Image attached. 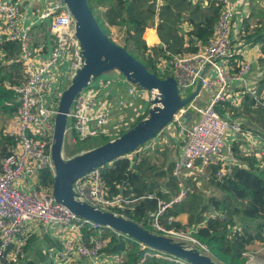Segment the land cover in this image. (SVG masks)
<instances>
[{
  "label": "built area",
  "instance_id": "built-area-1",
  "mask_svg": "<svg viewBox=\"0 0 264 264\" xmlns=\"http://www.w3.org/2000/svg\"><path fill=\"white\" fill-rule=\"evenodd\" d=\"M27 1L0 0V44L6 41H17L19 44L16 57L9 58L7 51H0V66L21 63L24 70L21 83H7L16 93L19 110L3 130L16 142L0 160V264H24L25 259L36 258V250L46 255L47 264H120L123 260L121 254L110 255L105 251L109 239L103 233L105 229H111L117 237L128 235L78 216L56 199L54 184L50 187L41 184L44 170H50L55 176L52 148L61 99L68 79H72L84 66L85 57L77 36L76 19L65 0ZM151 2L157 8L165 4L164 0ZM193 2H199L203 7L211 2L221 6L213 35L205 44L197 42L196 52H167L157 59L156 66L161 75L170 73L175 78L182 99L188 97V91L195 90V93L200 88L188 104L199 113L198 117L188 126L181 119V112L186 111L181 108L154 138L123 156L134 160L139 153L153 152L157 147L172 145L177 140L183 143L172 161L178 191L170 200L159 202L158 210L151 213V225L155 233L175 241L200 244L192 236L193 230L168 229L160 218L168 208L187 198L189 182L196 180L207 167L220 165L217 177L221 181L231 175L235 165L249 168L237 157L233 150L235 145L241 154L255 158L256 166H264V135L254 133L252 128L245 126L244 120L232 118L228 111L224 115L221 113L228 108V104L239 106L246 95L264 106V92L259 90L258 80L261 76L256 74L250 78L253 62L238 57L234 46L242 29V19L237 18L236 0ZM250 2L244 0L241 4L250 7ZM44 23L47 24L49 41L45 39L44 43L35 47L32 31ZM149 28L157 32L155 26L146 30ZM143 38L149 51L157 45L165 48L159 38L158 41H150L144 35ZM203 91H208L210 97L197 107L193 102ZM151 92L152 97L157 94L155 90ZM149 101L148 89L131 82L121 71L116 69L113 76L102 73L91 79L89 85L73 99L66 131L80 142L100 136L115 140L123 131L129 130L134 122L132 115H141L145 111L143 106ZM102 167L74 181L75 197L95 208L120 215L114 211L115 208L123 209L139 198L108 195L102 180ZM148 197L153 198L154 195ZM172 220L173 217L169 223ZM37 224L41 225L44 235H50L51 229L59 230L57 246L52 251L43 250L38 238L31 249L24 250L27 240L36 235ZM86 230H94L98 234L86 235ZM141 248L148 246L141 243ZM146 254L188 264L159 250ZM244 255V264H264L250 251Z\"/></svg>",
  "mask_w": 264,
  "mask_h": 264
},
{
  "label": "trees",
  "instance_id": "trees-1",
  "mask_svg": "<svg viewBox=\"0 0 264 264\" xmlns=\"http://www.w3.org/2000/svg\"><path fill=\"white\" fill-rule=\"evenodd\" d=\"M164 1L165 4L160 8L151 0H88V3L104 31L105 29L109 31L113 26L125 28L123 47L140 59L151 72L158 74L156 61L160 56L166 55L167 52H196L197 42L207 43L214 33L221 12V6L214 2L203 7L193 0ZM254 18L257 19L256 24L252 23ZM185 22L191 24L193 29L183 33L181 26ZM242 23L240 35L249 44L260 45L262 56L259 62L264 65V30L260 28V25L264 24V8L254 7ZM150 26L156 27L165 48L157 45L151 48V51L148 50L143 35L151 41L155 31L152 28L146 30ZM39 28L45 31L42 27ZM40 40L41 36L34 39V45H39ZM1 50L7 51L9 58L16 57L19 44L17 41H6L0 44ZM170 75L167 73L164 78ZM23 78L24 70L21 63L0 66V160L16 142L13 136L5 135L3 130L19 110L16 93L7 86V83L19 84ZM258 83L260 92H264V76L259 78ZM226 106L228 108L221 111L223 115L228 111L232 118L244 120L245 126L252 128L254 133L264 135V106L257 104L249 95L245 96L239 106L229 104ZM143 115L138 116L137 121H141ZM99 138L101 145L112 139L109 136ZM181 145L183 143L177 140L163 150H160L162 147H157L153 152H148L153 154L139 153L134 160L120 156L105 164L101 168V175L108 195L139 198L129 206L123 209L115 208L114 211L155 232L151 225V213L158 210L160 201L170 200L179 188L177 178L173 175L172 161L173 155L179 154ZM233 150L240 161L247 163L249 168L240 164L235 165L231 175L221 181L217 177L220 165L207 167L204 173L206 177L197 178L202 181L201 185H197V179L191 180L187 198L168 208L160 221L168 229L175 228L184 232L193 230L192 236L200 244L190 243L224 264H244L246 261L244 253L249 252L257 242L264 244V166H256V159L241 154L236 145ZM158 154L163 156L161 163L160 158H157ZM41 184L45 187L52 186L53 172L44 170L41 174ZM149 195L154 197L149 198ZM181 214L189 215L186 224L178 219ZM172 217L174 220L169 223ZM90 233L98 234L94 230L85 231L86 235ZM103 235L109 239L105 249L107 254L123 256L120 264H184L175 259L146 254L157 250L151 247L142 249L139 241L130 236L117 237L111 229H105ZM46 238L52 241L49 237ZM36 240V235H32L27 240L24 250L31 249ZM35 254L36 258L25 259L24 264H47L46 255L41 250H36ZM176 258L187 262L182 258Z\"/></svg>",
  "mask_w": 264,
  "mask_h": 264
},
{
  "label": "water",
  "instance_id": "water-1",
  "mask_svg": "<svg viewBox=\"0 0 264 264\" xmlns=\"http://www.w3.org/2000/svg\"><path fill=\"white\" fill-rule=\"evenodd\" d=\"M65 1L76 19L77 36L83 48L85 64L73 76L71 85L63 93L59 107L52 148L56 166L54 196L78 216L121 231L148 247L182 258L191 264H219L209 254L203 253L196 247L187 246L184 241H175L171 237L149 231L128 218L111 211H103L76 199L73 191L76 179L95 168L111 163L120 156L134 152L154 138L173 120L175 114L184 105L192 101L200 88L182 99L174 77L162 78L151 72L140 59L108 37L96 19L88 0ZM114 69L121 71L131 82L148 90L157 91L152 99L154 106L150 109V116L115 140L77 156L69 162L63 161L60 147L73 99L89 85L92 78Z\"/></svg>",
  "mask_w": 264,
  "mask_h": 264
},
{
  "label": "rangeland",
  "instance_id": "rangeland-1",
  "mask_svg": "<svg viewBox=\"0 0 264 264\" xmlns=\"http://www.w3.org/2000/svg\"><path fill=\"white\" fill-rule=\"evenodd\" d=\"M255 1L258 2V1H261V0H251V2H255ZM241 7H244V5L241 4L240 6H238L237 7L238 10H240ZM256 22H257V19L256 18L252 19V23L253 24H256ZM260 28L264 30V24L260 25ZM105 33L108 35V37L112 41H114L115 43L123 46V40H124V37H125V28H123V27H114L113 26V27H110V30L109 31L107 29H105ZM39 35H41V34H39ZM235 42H238L239 44H249L246 40H244L242 38L241 35H239L237 37V39L234 41V44H235ZM260 66H262V64ZM114 73H116V69H114L112 71H109L106 74L107 75L109 74V76H113ZM157 73H158L157 75H159L160 77L164 78V75H161L159 72H157ZM92 79L94 80V78H92ZM71 81H72V79L69 78L68 79L67 88L71 85ZM148 91H149V95H150V101L146 105L143 106V108L145 109V111H143L141 115L139 113H135V114L132 115L133 116V119H134V122L132 123L131 127L129 128V130L130 129H133L135 126H137L140 123L139 120L137 121V119L140 116H142L143 114H145V115H143L144 118L142 120H144L148 116H150V109L153 108V106H154V104L152 103L153 97L151 95L152 94L151 91H153V90H148ZM194 91H188L187 96H189ZM202 94L207 95L208 97L210 95V93L208 91H203ZM197 99H198V96H197V98L195 100H197ZM207 99L208 98H206V100ZM198 102H200L198 104H201V101H198ZM188 104H190V103H188ZM188 104H186V105H184L182 107V109H184L186 111H184L183 113L181 112V114H183V116H181V119L184 122L186 121L187 125L189 126L198 117V114L199 113L196 110L190 108ZM67 122H69V121H67ZM66 127H67V123H66ZM99 139H101V138L96 137V138L87 140L85 142H80V141L75 140L73 134L67 132L66 129H65V135L63 137V141H62V144H61V147H60V156H61V158H62L63 161L69 162L73 158H75L77 156H80V155H83V154H85L87 152H90L91 150H93V149L101 146V144L99 142ZM160 150H163V148L160 149ZM148 154H153V153H148ZM157 158H160L159 163H161L162 160H163V156L161 154H158ZM204 173H205V171L204 172H201L198 176L200 178H203L204 179V177H206V176H204ZM193 182H192V184H193ZM196 182H197V185L199 186V185H201V182L202 181H200V180L197 179ZM58 231H59L58 229H51L50 230V235H44L43 229H42L41 225L37 224V226H36V237L39 240H41L40 245H41V248L43 250L45 249L47 251H49V250L52 251V249H55V247L57 246V232ZM62 232L63 231H61L60 234ZM46 237H49L52 241H48V239ZM179 241H181V240H179ZM51 242H53V243H51ZM184 242L186 243L187 246L194 247L190 242H187V241H184ZM250 253L253 254V255H255L256 258H258L261 262L264 263V244H261L260 242L255 243L252 246V248L250 249ZM210 256L217 263L224 264L222 261L218 260L213 255H210Z\"/></svg>",
  "mask_w": 264,
  "mask_h": 264
},
{
  "label": "crops",
  "instance_id": "crops-1",
  "mask_svg": "<svg viewBox=\"0 0 264 264\" xmlns=\"http://www.w3.org/2000/svg\"><path fill=\"white\" fill-rule=\"evenodd\" d=\"M27 2L30 3L29 0ZM236 2H237V5L240 6L241 3H244V0H236ZM254 7L264 8V0H261L258 2L257 1L250 2V7H245V6L241 7L240 10H238L237 18H241L242 22H243V19L250 15V13L254 9ZM248 12H250V13H248ZM241 25L243 27V23H241ZM39 27H42L43 29H45V31H42ZM181 28H182V32L186 33V32L191 31L193 29V26L191 24L185 22L182 24ZM47 30L48 29H47L46 23L40 24L33 29V31H32L33 40L38 38V36H41V40H40L41 43L37 46L34 45L35 47H39L42 43H44L45 39L47 42L49 41ZM152 30L155 31L154 28H152ZM39 34H41V35H39ZM158 38L159 37L157 35V32L155 31V34L152 37L151 41H158ZM159 41H160V38H159ZM234 46H235L236 51H238L239 56H242V58L249 59L253 62V68H252V72L250 74V78H253L252 76H255L256 74L259 76H264V65L262 64V66H260L261 64L259 62V59L262 56L260 45L259 44H239L238 42H235ZM206 98H208L207 95L200 93L198 95V99L194 100L193 103L195 106L198 107L203 103V100L204 101L206 100ZM198 101H201V104H198V103H200ZM162 148H164V147H162ZM188 218H189L188 214H181L178 217V219L184 224H186L188 222ZM261 244H263V243H261Z\"/></svg>",
  "mask_w": 264,
  "mask_h": 264
},
{
  "label": "bare ground",
  "instance_id": "bare-ground-1",
  "mask_svg": "<svg viewBox=\"0 0 264 264\" xmlns=\"http://www.w3.org/2000/svg\"><path fill=\"white\" fill-rule=\"evenodd\" d=\"M209 97H210V96H209ZM209 97H208V98H209ZM198 107H199V106H198Z\"/></svg>",
  "mask_w": 264,
  "mask_h": 264
}]
</instances>
